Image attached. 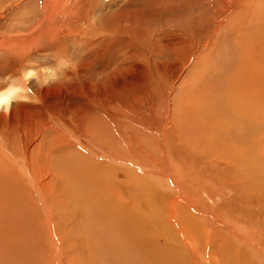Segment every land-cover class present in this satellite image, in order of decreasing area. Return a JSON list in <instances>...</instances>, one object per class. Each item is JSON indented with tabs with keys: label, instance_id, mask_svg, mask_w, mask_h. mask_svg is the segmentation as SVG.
<instances>
[{
	"label": "bare ground",
	"instance_id": "obj_1",
	"mask_svg": "<svg viewBox=\"0 0 264 264\" xmlns=\"http://www.w3.org/2000/svg\"><path fill=\"white\" fill-rule=\"evenodd\" d=\"M95 8L84 12L56 3L52 11L58 15L47 26L40 23L38 33L0 41V264H176L189 258L197 264H264V242L220 214L210 213L208 222L199 199L186 191L183 172H171V162L164 163L170 180L149 179L138 163H127L120 46L112 65L108 59L111 44L120 41V24L115 38L110 29H96L90 20ZM71 49L77 60L61 61ZM252 51V63L244 58L251 66L242 69L247 77H238L245 78L241 89L230 80V97L214 101L223 116L200 121L199 113L189 115L197 135L246 149L248 136L264 129V59ZM205 82V90L200 84L196 91L202 101L221 84ZM255 90L261 103L251 104ZM250 175L248 169L232 180L234 194H219L220 204L234 199L264 213V182ZM238 239L246 246L236 245Z\"/></svg>",
	"mask_w": 264,
	"mask_h": 264
},
{
	"label": "rangeland",
	"instance_id": "obj_2",
	"mask_svg": "<svg viewBox=\"0 0 264 264\" xmlns=\"http://www.w3.org/2000/svg\"><path fill=\"white\" fill-rule=\"evenodd\" d=\"M65 2L74 4L75 9L79 6L84 12L95 6L97 9L90 12L91 22L98 30L101 27L107 31L110 29L108 33L112 38H115L114 30L120 24V41L116 43L114 40L111 44L108 59L112 65L117 46H120L124 65L127 163L130 166L138 163L140 174L143 171L149 179L157 180L160 176L170 180L165 164L171 162L174 166L171 172L176 169L183 172L188 181L186 191L199 199L208 222L210 213L220 214V217H226L224 221L230 219L245 235L264 242V213L258 211V206L247 204L248 209L246 204L239 205L234 199L223 204L218 199L219 194H234L230 182L243 177L245 170L249 169L256 182H264V129L258 127L259 130L248 136L252 143L245 149L236 143L223 145L210 135H197L195 120L190 117L199 113L202 121L207 116V119L223 116L217 110L216 102L220 99L218 103H222L230 97L228 81L232 80L233 89H241L245 83V78H238L243 75L242 69L251 67L244 58L250 60L247 54L253 50L260 51L264 59L261 51L264 49V0H0V41H6L8 37L19 40L29 31L38 33L40 23L46 25L50 16L58 15L52 11L54 5ZM40 33L43 35V31ZM75 52L74 49L66 52L61 61L75 62L78 58ZM84 58L93 60L92 57ZM56 63L57 59L53 63L51 59L53 68L57 67ZM252 68L256 73L255 66ZM215 70L218 76L214 74ZM247 74L243 76L247 77ZM217 81H221L220 88L216 87L217 91L210 100L202 101V94L196 92L200 84H218ZM204 87L200 91L205 90ZM254 95L251 104L261 103L262 95L257 90ZM166 118L171 124L165 123ZM204 126L208 131L210 126ZM208 143H213L214 147ZM159 189L171 191L165 187ZM242 208L245 210L243 214ZM248 227L250 229L246 231ZM237 244L246 246L241 239L236 240ZM189 259L178 262L197 264ZM149 263L146 260L145 264ZM198 264L209 263L205 259Z\"/></svg>",
	"mask_w": 264,
	"mask_h": 264
}]
</instances>
